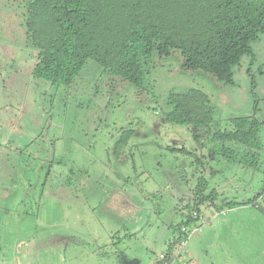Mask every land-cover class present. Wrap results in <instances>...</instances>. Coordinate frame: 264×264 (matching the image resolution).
<instances>
[{
  "label": "rangeland",
  "instance_id": "rangeland-1",
  "mask_svg": "<svg viewBox=\"0 0 264 264\" xmlns=\"http://www.w3.org/2000/svg\"><path fill=\"white\" fill-rule=\"evenodd\" d=\"M29 1L0 0V264H264V125L259 146L214 138L264 120V34L233 84L183 69L178 50L143 59L141 86L93 60L54 84L31 75ZM192 87L214 107L198 139L164 118L169 92ZM203 179L214 204L180 239Z\"/></svg>",
  "mask_w": 264,
  "mask_h": 264
},
{
  "label": "trees",
  "instance_id": "trees-1",
  "mask_svg": "<svg viewBox=\"0 0 264 264\" xmlns=\"http://www.w3.org/2000/svg\"><path fill=\"white\" fill-rule=\"evenodd\" d=\"M25 26L38 51L31 75L54 84H71L93 60L106 72L141 86L143 59L153 52L167 57L175 50L183 57V69L210 73L233 84V68L253 55L252 42L264 34V0H30ZM167 100L171 107L165 120L188 124L198 139L199 128L214 111L209 95L192 87L170 91ZM231 122L232 129L218 130L214 138L259 146L264 120L247 115ZM133 134L134 129H124L115 151ZM207 187L205 179L197 184L194 208L179 224L180 239L199 220L200 202L214 204L213 194H205ZM167 260L168 252L162 264Z\"/></svg>",
  "mask_w": 264,
  "mask_h": 264
},
{
  "label": "built area",
  "instance_id": "built-area-1",
  "mask_svg": "<svg viewBox=\"0 0 264 264\" xmlns=\"http://www.w3.org/2000/svg\"><path fill=\"white\" fill-rule=\"evenodd\" d=\"M185 242H186L185 240H182V241H181V246H184V245H185ZM166 263H167V262H165V264H166Z\"/></svg>",
  "mask_w": 264,
  "mask_h": 264
},
{
  "label": "crops",
  "instance_id": "crops-1",
  "mask_svg": "<svg viewBox=\"0 0 264 264\" xmlns=\"http://www.w3.org/2000/svg\"><path fill=\"white\" fill-rule=\"evenodd\" d=\"M216 213H217V211H216Z\"/></svg>",
  "mask_w": 264,
  "mask_h": 264
}]
</instances>
